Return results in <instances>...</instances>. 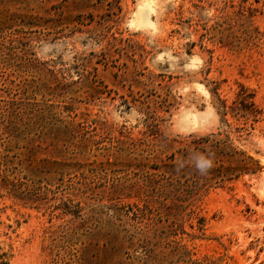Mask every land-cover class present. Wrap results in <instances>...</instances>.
<instances>
[{
    "label": "rangeland",
    "instance_id": "1",
    "mask_svg": "<svg viewBox=\"0 0 264 264\" xmlns=\"http://www.w3.org/2000/svg\"><path fill=\"white\" fill-rule=\"evenodd\" d=\"M253 2L0 0L1 14L27 21L7 38L33 54L22 78L48 88L35 101L78 125L70 141L85 155L63 178L35 173L42 205L0 191V254L10 264H264V115L253 126L224 121L211 94L219 84L231 105L242 85L264 113V54L232 49L211 29L215 17L250 8L264 31V0ZM14 69L0 67V106L22 79ZM235 128L230 143L258 159L260 173L214 182L189 215L151 198L149 179L162 178L172 153ZM50 149L37 160L58 157Z\"/></svg>",
    "mask_w": 264,
    "mask_h": 264
},
{
    "label": "trees",
    "instance_id": "2",
    "mask_svg": "<svg viewBox=\"0 0 264 264\" xmlns=\"http://www.w3.org/2000/svg\"><path fill=\"white\" fill-rule=\"evenodd\" d=\"M248 1L241 0L242 8H245L244 4ZM261 1L254 0L253 3L258 5ZM244 12L242 9L234 15L215 17L211 29L226 33L224 42L228 43L224 45L232 49L264 54V31L255 26L253 20L256 10L253 12L249 8L247 15ZM14 24H19V29L23 31L27 21L0 13V67L17 69L16 71L22 74L19 78L32 76L30 73L34 60L27 43L19 41L16 46L13 45L16 40H7L15 30L12 29ZM14 88H17L16 91L20 94L19 100L12 97ZM39 88L41 87L34 79L27 77L20 79L17 85L11 81L10 86L6 88L8 100L5 105L0 106V191L29 206L43 204L41 197L34 193L37 188L42 187L39 180L34 178L35 173L63 178L79 166L78 160L85 156L79 151L74 152L73 141H70L80 135L79 131H75L78 125L62 119L54 106L35 101L39 93L41 95L48 92V88H42L41 91ZM239 88L237 98L228 105L226 100L220 98L219 84H215L211 94L216 101L217 112L224 121L231 115L246 122L251 121L253 126L264 115L263 110L257 108L254 92L242 85ZM232 131L239 133V129L235 128L224 136L220 134L195 137L176 153H172L165 164L162 178L149 179L155 191V196L151 198L155 197L154 200L159 202L170 201L168 207H173L168 213L174 208L182 215H189L193 213L201 193L214 182H232L260 173L262 166L258 159L232 146ZM63 134H68L69 141L59 139ZM50 147L58 157L51 159L46 156L45 159L37 160V150L51 151ZM208 160L211 161V167H207L205 163ZM196 219L197 230L202 232L204 219ZM0 264H10L6 253L0 254Z\"/></svg>",
    "mask_w": 264,
    "mask_h": 264
},
{
    "label": "clouds",
    "instance_id": "3",
    "mask_svg": "<svg viewBox=\"0 0 264 264\" xmlns=\"http://www.w3.org/2000/svg\"><path fill=\"white\" fill-rule=\"evenodd\" d=\"M205 163H206L207 167H211V161L210 160L206 161ZM197 167L199 168L200 165H197ZM201 170H203V169H201Z\"/></svg>",
    "mask_w": 264,
    "mask_h": 264
},
{
    "label": "bare ground",
    "instance_id": "4",
    "mask_svg": "<svg viewBox=\"0 0 264 264\" xmlns=\"http://www.w3.org/2000/svg\"><path fill=\"white\" fill-rule=\"evenodd\" d=\"M143 12V11H142ZM143 14V13H142ZM144 15V14H143ZM147 16V15H146Z\"/></svg>",
    "mask_w": 264,
    "mask_h": 264
}]
</instances>
